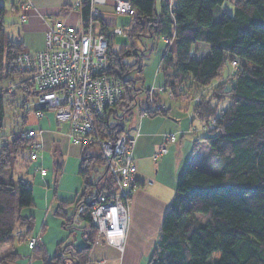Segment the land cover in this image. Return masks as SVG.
<instances>
[{
    "label": "trees",
    "instance_id": "obj_1",
    "mask_svg": "<svg viewBox=\"0 0 264 264\" xmlns=\"http://www.w3.org/2000/svg\"><path fill=\"white\" fill-rule=\"evenodd\" d=\"M129 1L135 11L129 38L138 36L136 40L142 42L143 37H167L169 45L172 41L175 43V50L167 47L161 58L162 92L174 99L181 98L192 83L206 87L217 79L211 98L217 103L225 98L230 101L217 113L203 95L199 101L193 98V119L200 121L198 133H203L194 141L193 148L197 151L203 143L209 151L202 157L203 167L191 162L184 167L147 264H264V0ZM225 1L232 3L233 13L224 11L214 20L215 7ZM80 14L82 25L86 26L89 0L80 7ZM4 15L5 7L0 1V81L19 79L23 75L16 68L15 58L24 50L20 42L7 39ZM97 26L102 34L108 35L111 31L101 20H97ZM108 38L112 43L113 36ZM196 44L207 47L203 56L195 50ZM146 51L151 49L144 44L139 50L133 42L118 53H113L109 46V74L120 80L123 89L121 101L97 121L99 131L109 139L124 133L123 119L132 114L134 106L140 105L141 93L144 95V106L139 108L142 116L169 114L168 109L159 106V95L142 87L141 54ZM226 59L233 79L229 89L221 81ZM130 74H134V79ZM15 91L26 97L32 94L34 101L37 95L34 86L26 81H18L12 92L0 89V139L3 138L4 107L16 95ZM35 110L34 107L32 113ZM29 143L24 138L18 143L13 140L10 151L4 149L0 153V176L19 150H27ZM89 149L93 147L81 146L78 175L84 187L82 194L70 203H57L54 210L55 215L65 219L64 228L82 231L84 245L58 244L53 257L48 258L36 239L32 256L42 259L44 264L88 262L96 235L88 198L93 191L114 188L101 155H91ZM11 154L13 160H10ZM101 165L104 170L93 183L92 175ZM55 170L59 173L60 166H55ZM32 196V187L22 179L0 178V247L22 244L31 237L33 219L23 216L22 211L32 206ZM80 205L86 209L76 224L73 218ZM20 228L26 232L18 234ZM63 251L65 255H61ZM18 259L19 255L11 247L0 257V264H12Z\"/></svg>",
    "mask_w": 264,
    "mask_h": 264
},
{
    "label": "crops",
    "instance_id": "obj_2",
    "mask_svg": "<svg viewBox=\"0 0 264 264\" xmlns=\"http://www.w3.org/2000/svg\"><path fill=\"white\" fill-rule=\"evenodd\" d=\"M0 1L5 7L3 21L6 37L8 36L9 40L20 42L22 49L30 53L44 48L45 32L54 21H63L78 30L82 28L81 14L76 7L78 0H32L33 5L25 9L20 8V0ZM115 1L106 0L104 5L98 7L100 20L109 28L115 27L114 24L119 16L113 11ZM169 2L173 3L174 0H169ZM22 15L23 20H21ZM129 44L130 38L126 45L114 46L113 44L111 49L113 53H118ZM197 45L200 44L195 46ZM156 73L159 75L158 71ZM162 85L163 78L158 87L161 89ZM145 88L152 91V86L149 88L145 86ZM159 106L165 108L161 100ZM127 119H129V129L125 132L123 128V131L134 141L133 152L137 172L135 174L136 187L131 194L128 206L124 247L122 251H119L106 243H94L89 250L87 264L148 263L157 243L163 216L174 197L183 169L187 163H193L195 152L204 145L201 143L198 150H194L193 143L199 138L198 133L184 130L186 121H181V118L173 115L171 111L168 116L150 118L142 116L139 110L137 115L131 114L124 118L123 123ZM28 129L40 130L39 139L42 145L41 157L37 162H30L27 155L28 171L42 179L45 178L47 170L43 165H50L52 158L55 166L59 165L61 169L57 186L71 187L77 191L79 180L81 181L78 175L81 147L69 139V125L58 126L54 114L47 111L41 119H36L33 113ZM172 134L176 139L174 142H168L166 137ZM163 145L167 148L166 154L157 161H153L152 155ZM200 158L198 157L197 161L201 163L203 160ZM38 166L46 170L45 176H41L36 171ZM71 199L69 196L66 202L61 203H70L73 201ZM56 203L54 204L45 197L43 202L38 201L33 195L32 206L22 211L23 216L33 219L31 236L38 239V243L43 246L48 258L53 257L58 244L73 243L76 247L84 245L82 231L64 228L65 219L55 215ZM25 232L24 228H20L17 233L24 234ZM11 247L13 252L19 255V259L12 264H44L42 259L33 258L27 240L22 244L1 246L0 249L5 250L3 255L9 252Z\"/></svg>",
    "mask_w": 264,
    "mask_h": 264
},
{
    "label": "built area",
    "instance_id": "obj_3",
    "mask_svg": "<svg viewBox=\"0 0 264 264\" xmlns=\"http://www.w3.org/2000/svg\"><path fill=\"white\" fill-rule=\"evenodd\" d=\"M79 1L77 6L83 0ZM105 3L106 0H89L88 22L80 30L63 21H54L45 32L44 48L34 53L20 52L15 58V65L26 76L22 81L31 83L36 89L33 103L35 118L41 119L45 112L51 111L58 126L69 125L68 136L72 143L98 149L114 181V188L88 198L89 215L96 229L94 243H106L122 251L129 201L136 187L137 164L133 152L134 141L125 133L109 139L99 131L97 123L98 118L103 117L105 111L114 107L123 96L120 80L109 74L107 55L108 35L122 36L126 32L113 27L108 35L102 34L95 31L93 23L99 17L98 7ZM32 5V0H22L20 8ZM114 13L130 17L135 15L129 0H116ZM162 39L170 42L167 37ZM17 85L11 80L5 90L12 92ZM40 133L37 129H27L22 133L23 138L30 141L27 152L31 162H37L41 157ZM175 139L173 134L167 136L169 142ZM166 152L165 146L160 147L152 155L153 161ZM36 171L41 176L46 175V170L40 166ZM85 209V205L77 207L73 218L76 224L80 223L79 217ZM35 243L33 236L27 240L31 249Z\"/></svg>",
    "mask_w": 264,
    "mask_h": 264
},
{
    "label": "rangeland",
    "instance_id": "obj_4",
    "mask_svg": "<svg viewBox=\"0 0 264 264\" xmlns=\"http://www.w3.org/2000/svg\"><path fill=\"white\" fill-rule=\"evenodd\" d=\"M85 1L86 0L81 1L80 6L76 5L79 11H80V7L83 5ZM114 6H115V3L113 5V11H114ZM224 11H228L230 14L233 13V5L230 1H225L222 5L215 7L213 11L214 20H218ZM97 20H100V18L97 17L96 19H94V22H93L94 26L97 25ZM132 23H133V18H131L130 16H126V15L117 16V20L114 25L115 27L124 29L126 34L122 36H116L112 40V43L109 41V46L112 47L113 44L114 46H120L123 44L126 45L127 42H129V33H130ZM6 24H8L7 21H6ZM95 27H96L95 30L97 32L98 27L97 26ZM135 37H138V36H135ZM135 37L130 38V42L135 43V47H137V49L139 50L143 49L144 44L145 46H147L148 49L149 48L151 49L150 52L146 51L141 54V65L143 68L142 77L144 79L142 83V87L145 88L146 86L149 88L150 86H152V91H154L157 95H159L161 104H163L165 108L169 109V111H171L173 115L179 116L181 118V121H186V127L184 130L189 131L191 133H194L196 131L195 132L196 134L198 133V130L200 129V121L197 118L193 119V116H194L193 98L199 99L202 97L201 95H203V97L205 98V101L210 100V106L212 108H216L217 113L220 112L221 109L225 108L229 104L230 101L227 98L223 99L222 101L218 103L214 99L211 98L212 90L218 84L217 79L212 81L211 84L206 87H199V86H196L194 83H192V85L189 88H185L184 97H181V98L174 99L170 97L168 94L162 92L159 88L160 87L159 85L162 79L161 74H160L161 64L159 63L161 62L160 61L161 54L163 55L167 47H169L172 51H174L175 43L172 41V43L169 45V42H165L164 40L165 38L160 39V38L154 37L152 39H147L143 37L142 38V42L144 43L143 44L142 42L136 40ZM8 38L9 37L7 36V39ZM194 48L198 52L199 56H203L207 50V47L202 46V45L201 46L197 45ZM132 61L133 60H126V62L128 63H132ZM156 71L159 72V75L156 73ZM167 71H169L170 73V69ZM231 71L232 70H231L229 60L226 59L225 62H223V66L221 70V81L224 82L225 89H229L233 81V79L230 77ZM25 77L26 76L24 75H22V77H20L19 79L15 77L17 79L14 78L15 80H12V81L15 84H17L18 81H22L21 79H24ZM130 77H133L134 79L135 76L134 74H130ZM9 81L11 80L0 81V89H6ZM15 93L16 95L13 97V99L8 100L9 102H7L4 107L5 118H4L3 127L1 129V135H3V138L0 139V153L1 154L5 152L6 150L10 151L13 140H15L17 143L23 140L22 133L28 129L29 123L32 120V114H33L32 111L34 109V104H33L34 96L32 94L29 95L27 93L29 97H26V95H23L22 93L18 91L17 92L15 91ZM6 99L7 98L5 97V100ZM138 99L139 100L142 99V100L139 106L136 105L133 107L132 114L134 115H137L140 106H144L143 104L144 95L142 93L139 95ZM188 99L190 100L188 101ZM28 114L29 116L25 120V117ZM121 114H122V111L119 110L118 115H121ZM122 125L124 128V131L125 132L128 131L129 119H127ZM12 133H15V134H12ZM202 135H203L202 132H199L197 134V136L199 137ZM19 151L17 152L19 154L16 156L15 159L13 158V154L10 155V160L14 159V161L13 163L10 164V166L7 169H5L4 173L0 176L2 180H5V181L10 180L12 179V177L14 180L22 179L23 181L27 182L32 187L33 195L35 196V199L38 201L41 200L42 202L44 200V197L48 198L49 201H53L54 204L56 202L57 203L66 202L69 196H71L72 198L71 200L73 201H75L78 197H80V195L83 192V188H84L82 185V181L80 180H79L77 191H74L75 188L73 189L71 187H66V186H62V187H59V185L57 186L59 173H56L54 159L52 160L51 158L50 165L48 166L43 165L44 168L47 170V176L42 179L38 175H33L32 173H30V171H28V168L26 165L27 164L26 158L28 155L27 150H23L22 152L21 150ZM208 151H209L208 145L207 144L202 145V147L197 152H195V157L193 158V161H192L193 164L199 167H203L202 163L198 162L197 159L198 157H201V158L205 157ZM88 152L91 155L99 157L98 149L95 147H93V149H89ZM96 169H97L96 173L92 175L93 183L96 182V180L101 176L104 170V167L101 165L97 167ZM54 181L56 183L55 186L53 185ZM101 183L102 181L100 182V185ZM91 192H92V188H89L88 193H91ZM95 193L97 192L93 191L92 194H95ZM56 206L57 205H55V207ZM4 252L5 250L0 249V257L4 256L3 255ZM65 253L66 252L63 251L61 252V255H65Z\"/></svg>",
    "mask_w": 264,
    "mask_h": 264
}]
</instances>
